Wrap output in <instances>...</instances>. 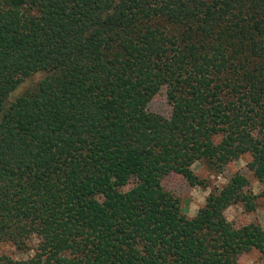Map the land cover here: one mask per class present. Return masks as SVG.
Listing matches in <instances>:
<instances>
[{"label": "trees", "instance_id": "16d2710c", "mask_svg": "<svg viewBox=\"0 0 264 264\" xmlns=\"http://www.w3.org/2000/svg\"><path fill=\"white\" fill-rule=\"evenodd\" d=\"M245 157L258 193L210 184ZM257 198L264 0H0V245L28 255L0 264H241L264 229L224 213Z\"/></svg>", "mask_w": 264, "mask_h": 264}, {"label": "rangeland", "instance_id": "374dc122", "mask_svg": "<svg viewBox=\"0 0 264 264\" xmlns=\"http://www.w3.org/2000/svg\"><path fill=\"white\" fill-rule=\"evenodd\" d=\"M27 85V82L24 83L16 93H19L23 90L24 86ZM148 110L159 113L162 115L167 116L169 113V107L165 102L164 94H159L154 100H152L148 105ZM249 161L248 157L243 158V160H239L230 166L227 167L226 171L224 172L223 176L212 177L210 178V184L212 186H220L223 184L226 178H228L232 173L236 171H240L243 173L247 179L250 181V187L253 192L256 194L260 191V184L252 175L246 166V163ZM193 170L198 175H204V171L198 164H195ZM225 177V179L223 178ZM177 186V187H176ZM172 187L176 190V193L180 195L181 199V206L185 214L189 217H193L199 208H201L205 203V198L210 191V187L204 189L200 186L191 187L183 185H176ZM171 185H169V188ZM115 188H120L117 186ZM226 219L235 227L239 226L242 223L250 222V221H257L261 224L264 229V198H257L256 199V209L251 212H247L241 205L231 206L225 211ZM0 254H8L12 255L16 258H26L28 255L26 254H19L15 252V250L9 245H0ZM241 264H264V253H259L258 251H252L249 254H246L240 258Z\"/></svg>", "mask_w": 264, "mask_h": 264}]
</instances>
